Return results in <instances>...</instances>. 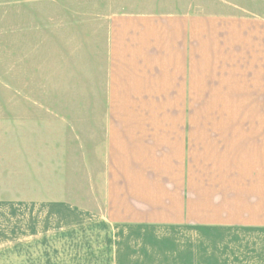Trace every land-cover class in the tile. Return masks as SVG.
Returning <instances> with one entry per match:
<instances>
[{"label": "crops", "instance_id": "1", "mask_svg": "<svg viewBox=\"0 0 264 264\" xmlns=\"http://www.w3.org/2000/svg\"><path fill=\"white\" fill-rule=\"evenodd\" d=\"M70 43L85 189L115 234L162 237L84 262L264 264V0H118Z\"/></svg>", "mask_w": 264, "mask_h": 264}, {"label": "rangeland", "instance_id": "2", "mask_svg": "<svg viewBox=\"0 0 264 264\" xmlns=\"http://www.w3.org/2000/svg\"><path fill=\"white\" fill-rule=\"evenodd\" d=\"M115 1L0 0V264H87L95 245L162 240L115 234L85 189L95 162L83 156L84 62L67 43Z\"/></svg>", "mask_w": 264, "mask_h": 264}]
</instances>
